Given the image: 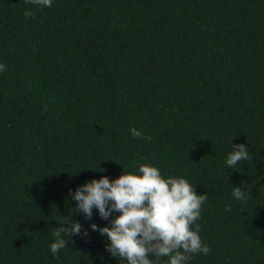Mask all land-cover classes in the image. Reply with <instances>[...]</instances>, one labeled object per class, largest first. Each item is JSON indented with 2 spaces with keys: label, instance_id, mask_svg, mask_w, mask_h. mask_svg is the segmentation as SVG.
Returning <instances> with one entry per match:
<instances>
[{
  "label": "trees",
  "instance_id": "1",
  "mask_svg": "<svg viewBox=\"0 0 264 264\" xmlns=\"http://www.w3.org/2000/svg\"><path fill=\"white\" fill-rule=\"evenodd\" d=\"M0 63V264H127L71 193L144 163L207 193L188 264H264V0H0Z\"/></svg>",
  "mask_w": 264,
  "mask_h": 264
},
{
  "label": "clouds",
  "instance_id": "2",
  "mask_svg": "<svg viewBox=\"0 0 264 264\" xmlns=\"http://www.w3.org/2000/svg\"><path fill=\"white\" fill-rule=\"evenodd\" d=\"M35 7L51 8L53 0H25ZM25 18L35 19L30 9L24 11ZM7 70L0 63V72ZM137 139L142 137L136 128L130 129ZM226 165L233 169L251 156L246 144L232 145ZM246 193L242 187H233L235 199L246 202L251 198V189ZM71 198L75 200L76 213H83L91 219L93 209L98 210L102 220H109L113 213H119L110 221V226L90 225L93 231L106 236L109 243L106 250L115 258L127 264H159L167 257L166 264H188L195 254L207 255L211 249L199 235L202 207L207 200V193L197 194L196 187L183 177H164L159 168L140 164L138 174L123 172L118 178L110 180L107 176L92 179L79 186ZM231 210V205L226 206ZM55 227V238L50 244V251L56 256L69 241L63 237L82 234L79 222L64 220ZM194 226V227H193ZM87 236V230L83 231ZM155 258V259H153Z\"/></svg>",
  "mask_w": 264,
  "mask_h": 264
}]
</instances>
